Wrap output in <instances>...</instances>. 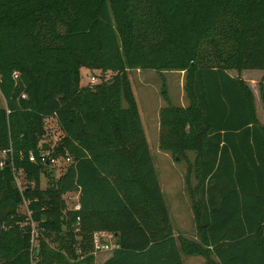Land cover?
Segmentation results:
<instances>
[{
  "label": "trees",
  "instance_id": "16d2710c",
  "mask_svg": "<svg viewBox=\"0 0 264 264\" xmlns=\"http://www.w3.org/2000/svg\"><path fill=\"white\" fill-rule=\"evenodd\" d=\"M88 66L186 72L189 104L162 109L161 146L167 136L196 154L198 241L173 234L125 75L81 86ZM229 70L264 71V0H0V152L12 150L0 169V264L34 259L31 222L37 264H93L100 231L117 245L104 264H264V125ZM47 120L62 134L52 147L42 144ZM43 150L70 159L46 189L52 166L28 160ZM68 193L80 211L67 209Z\"/></svg>",
  "mask_w": 264,
  "mask_h": 264
},
{
  "label": "rangeland",
  "instance_id": "374dc122",
  "mask_svg": "<svg viewBox=\"0 0 264 264\" xmlns=\"http://www.w3.org/2000/svg\"><path fill=\"white\" fill-rule=\"evenodd\" d=\"M258 71L260 72L261 70H244L242 72L229 70L228 74L233 78H240L243 75L245 78H249L247 75L256 74ZM79 73L81 74V86L111 83L116 81L117 77L121 79V77L125 75L129 83L131 95L133 96L140 115L163 198L172 218V222H170L171 229L178 239L198 241L194 213L191 209V196L194 198L196 195V187L198 185L195 173L196 154L190 151L185 154L179 153L178 150L175 149L177 147V142L173 139L170 140L167 136L165 137V143L166 146L169 147V150H163L161 146L162 129L160 114L162 109L166 108L168 105L185 108L189 104L185 94L186 72L163 71L158 73L153 70L139 69L130 71H103L88 66L80 68ZM262 74L263 73H258L257 77H254L253 89L257 94V98L259 97L258 95H260V91L258 90L260 89L259 83L263 80V78H261ZM91 77L97 78L96 83H91ZM258 100H260V98ZM125 104V101L122 100V105L125 106ZM259 104L257 117L264 121L262 102ZM4 106L5 100L0 93V107ZM42 125L44 128V135L42 138L44 142L42 144L52 147L54 144L59 143L62 134L55 121H43ZM68 164L70 163L63 164V162L60 161L57 165L52 166V169L47 170L45 173L46 176L41 174L40 188L46 189L47 185H50L52 177L57 181ZM20 183L21 188H24L25 182L23 177H21ZM63 198L67 209L70 210L72 204L76 201L73 194L68 193V195H64ZM24 205L20 210L23 214H26ZM182 224H184V226ZM34 243V248H36L38 242L36 241ZM184 257V260H186L185 264H201L204 262L202 258L194 259L198 256L193 257V259L188 258L189 256H183V258ZM95 259L96 256L94 255L93 264H95Z\"/></svg>",
  "mask_w": 264,
  "mask_h": 264
},
{
  "label": "built area",
  "instance_id": "2783aa9c",
  "mask_svg": "<svg viewBox=\"0 0 264 264\" xmlns=\"http://www.w3.org/2000/svg\"><path fill=\"white\" fill-rule=\"evenodd\" d=\"M13 78L14 79L18 78V74L16 72L13 73ZM90 81H91V83L94 84V83H96L97 78L91 77ZM22 97L25 98V95H23ZM9 154H10V158H8ZM11 160H12V150L11 149H9L7 151L0 152V169L3 168L4 165L10 164ZM28 160L31 163L40 162L41 164H46V165H51V166L57 165L61 161L60 159L53 157L52 152L50 150L41 151L38 158H36L32 153H30L28 156ZM7 162H8V164H7ZM62 162H63V164L64 163L67 164L70 162V159L69 158L64 159ZM13 171H14V175H15V182H16L17 188L22 192L23 188H21V186H20V184H21L20 180H21V177H23V171L22 170L15 171L14 169H13ZM73 196H74L76 201L74 204H72L70 210L78 212L81 209V206L79 203V193H75V194H73ZM25 211H26V215L30 216V212L27 209L26 203H25ZM79 221H80V218L77 217V223L75 225L76 231H78ZM30 227H31V245H32L31 251L33 253L32 257L34 258L31 260L30 264H37V260L35 258V254H34V249H35L34 248V244H35L34 242L37 241V238L40 234V229L33 222H31ZM113 239H114L113 234H111L109 232H105V231L94 232L92 235L93 255H96V254L101 253V252L115 250L117 248V245L112 242Z\"/></svg>",
  "mask_w": 264,
  "mask_h": 264
},
{
  "label": "crops",
  "instance_id": "0c3cea01",
  "mask_svg": "<svg viewBox=\"0 0 264 264\" xmlns=\"http://www.w3.org/2000/svg\"><path fill=\"white\" fill-rule=\"evenodd\" d=\"M258 73H263L262 74V77L261 78H263L264 77V72H257L256 74H249V75H247L249 78H245V76L243 75V76H241L240 78L248 85V87L251 89V91H252V93H253V96H254V105H255V111H256V115H257V109H259V103H261L262 101H261V97H260V95H258L259 97L257 98V94L254 92V89H253V82H254V77H257V75H258ZM260 81V80H259ZM258 81V82H259ZM258 82H257V85H258ZM259 91V90H258ZM260 98V100H258ZM260 101V102H259ZM262 108L264 109V105H263V103H262ZM257 120H258V122H259V124L260 125H264V121L263 120H260V119H258V117H257ZM191 209H192V207H191ZM193 212V211H192ZM168 213H169V218H170V222H172V218H171V216H170V212L168 211ZM184 223V222H183ZM185 224V223H184ZM184 224H182L183 226H184ZM174 234V236L175 237H177L176 236V234L175 233H173ZM112 242L113 243H115V239H113L112 240ZM112 252L113 251H106V252H101V253H98V255L96 254L95 256H96V259H95V264H104L105 263V261L108 259V258H110V256L112 255ZM103 253H107V254H103ZM188 258H190V259H193V257H188ZM185 259V257L184 258H182V260H183V264H185V261L186 260H184ZM194 259H201V257H196V258H194ZM203 259V258H202ZM204 262H202L201 264H203Z\"/></svg>",
  "mask_w": 264,
  "mask_h": 264
},
{
  "label": "water",
  "instance_id": "95a60500",
  "mask_svg": "<svg viewBox=\"0 0 264 264\" xmlns=\"http://www.w3.org/2000/svg\"><path fill=\"white\" fill-rule=\"evenodd\" d=\"M7 164H8V162H7Z\"/></svg>",
  "mask_w": 264,
  "mask_h": 264
}]
</instances>
